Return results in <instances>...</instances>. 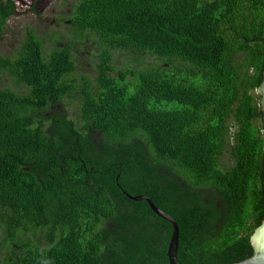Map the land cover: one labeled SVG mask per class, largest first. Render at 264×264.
Here are the masks:
<instances>
[{"label": "trees", "instance_id": "16d2710c", "mask_svg": "<svg viewBox=\"0 0 264 264\" xmlns=\"http://www.w3.org/2000/svg\"><path fill=\"white\" fill-rule=\"evenodd\" d=\"M15 10L0 0V39ZM67 17L101 42L94 81L71 76L72 43L46 55L30 28L16 56L0 54L29 88L0 87V264H170L172 224L128 194L177 220L182 264L252 256L264 0H77ZM112 50L163 63L117 68Z\"/></svg>", "mask_w": 264, "mask_h": 264}, {"label": "rangeland", "instance_id": "374dc122", "mask_svg": "<svg viewBox=\"0 0 264 264\" xmlns=\"http://www.w3.org/2000/svg\"><path fill=\"white\" fill-rule=\"evenodd\" d=\"M16 10L8 19L4 28L3 36L0 39V54L7 57H14L25 40V34L30 28L43 41L45 54L48 55L54 48L62 47L64 44L72 43L73 58L76 64V71L71 75L81 81L82 76L89 77L94 81L97 75L96 65L100 60L102 49L101 42L97 36H79L70 26L67 15L71 14L74 2L77 0H14ZM114 65L117 68L151 67L163 63L157 56L147 52H127L112 50ZM138 62V63H137ZM17 79L4 70H0V87H10L20 93H27L29 88L18 83ZM67 109L75 117L78 113L79 101L67 98ZM225 167H230L233 160L229 148L224 152L221 159ZM3 238V231L0 229V240Z\"/></svg>", "mask_w": 264, "mask_h": 264}, {"label": "water", "instance_id": "95a60500", "mask_svg": "<svg viewBox=\"0 0 264 264\" xmlns=\"http://www.w3.org/2000/svg\"><path fill=\"white\" fill-rule=\"evenodd\" d=\"M257 94L261 96L260 105L263 111V133H264V74L263 81L257 89ZM128 196L135 201H147L152 208V210L163 219L167 220L172 224V235L169 241L168 246V258L170 264H182L178 260V250H179V241H180V226L177 220L169 214L167 211L163 210L156 205L155 201L147 195H136L133 196L128 194ZM256 237V238H255ZM255 239V242H254ZM251 243L254 249L252 256L242 259L238 262H233L229 264H264V220L261 224L255 229Z\"/></svg>", "mask_w": 264, "mask_h": 264}, {"label": "bare ground", "instance_id": "6f19581e", "mask_svg": "<svg viewBox=\"0 0 264 264\" xmlns=\"http://www.w3.org/2000/svg\"><path fill=\"white\" fill-rule=\"evenodd\" d=\"M256 238V237H255ZM254 242H255V239H254Z\"/></svg>", "mask_w": 264, "mask_h": 264}]
</instances>
